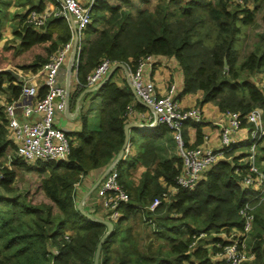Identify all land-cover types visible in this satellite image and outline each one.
<instances>
[{
    "label": "trees",
    "instance_id": "1",
    "mask_svg": "<svg viewBox=\"0 0 264 264\" xmlns=\"http://www.w3.org/2000/svg\"><path fill=\"white\" fill-rule=\"evenodd\" d=\"M249 1L254 4L252 9ZM259 1L245 0L244 5H238L232 0H156L152 9L139 7L133 11L136 5L131 0H95L91 21L82 32L76 87L80 91L87 87L86 75L102 59L134 65L146 54L166 55L174 57L181 67L183 92L200 91L201 103L211 102L219 111L246 113L254 107L264 109V96L252 80L254 73L264 70V29L241 61L235 48L242 27L253 22ZM46 23L47 35L27 23L23 35L14 34L21 36L24 46L48 42V57L70 39V32L63 18L54 17ZM93 34L96 36L91 39ZM47 57L38 56L20 68L35 71ZM4 76L6 87L2 86ZM111 76L97 90L102 101L97 127L88 128L83 117L82 128L70 140V152L64 160H20L0 107V264H94L96 245L107 226L77 209L76 185L88 172L105 169L116 157L124 142L123 127L129 120L127 106L134 103L130 90L118 87ZM6 90L7 100H15L21 83L10 72H0V91ZM135 104L134 107L143 108L140 103ZM156 127L143 131V151L135 160L123 156L115 165L129 200L120 203V217L110 220L113 229L102 242L98 263L227 264L211 257L212 243L218 240L213 234L239 228V208L254 195L250 188L240 186L233 173L238 159L235 150L205 171L194 188H181L175 184L181 159L175 156L157 160L154 142L169 129L162 124ZM201 139L197 127V143ZM7 155L10 167L2 165ZM127 163L131 167L144 166L138 182L124 168ZM241 167L245 169L246 165ZM17 168L37 173V188L44 199L35 201L29 188L18 187ZM155 197L162 200L150 210L148 206ZM263 200L253 201L250 232L257 231L248 243L254 258L242 264H264V229H255L256 222L263 221L260 210H255ZM102 218L106 219L105 214ZM136 224L145 230L135 229ZM201 232L208 236L195 240L193 234Z\"/></svg>",
    "mask_w": 264,
    "mask_h": 264
},
{
    "label": "built area",
    "instance_id": "2",
    "mask_svg": "<svg viewBox=\"0 0 264 264\" xmlns=\"http://www.w3.org/2000/svg\"><path fill=\"white\" fill-rule=\"evenodd\" d=\"M232 1L238 5L245 3V0ZM57 2L59 9L54 13L46 9H30L25 13L24 22L35 28L43 27L52 14L73 20L74 28L72 27L70 39L50 53L41 66L44 92L40 94L37 83L30 81L26 76L19 75L21 83L19 97L2 105L7 133L16 146L15 154L25 163H32L37 159L64 160L70 152L71 139L62 128L55 124L56 114L64 109L66 102V88L59 82V73L75 38L78 42L75 63L78 60L81 35L91 21V7L94 0H58ZM155 56L164 55L146 54L141 56L134 65L121 63L128 69L129 83L135 96L142 105L151 108L154 114L152 122L165 125L172 132V138L181 159V171L175 177V184L185 189L194 188L205 171L219 160L226 158L229 151L235 150L234 155L238 159L233 173L239 178L240 186L250 188L254 195L239 208L241 216L239 228L233 227L229 232L213 234V237L218 240L214 239L212 243L214 249L211 250V257L223 260L227 264H242L244 261L252 260L254 252L248 243V235L254 222L253 201L256 198L259 200L264 198V168L258 161L260 156L258 146L264 140V109L254 107L246 113L234 110L221 111V118L223 117L224 120L219 123V147L214 148L204 142L188 146L184 140L182 128L189 122L202 123L203 111L199 106L182 107L175 97L174 84L168 86L166 93L159 94L153 82L147 77V73L154 65ZM112 65L114 64L109 59H102L86 75V86L100 83ZM259 73L261 72L254 73L252 80L259 86L264 96V78L260 77ZM134 104L132 102L127 106L128 117L132 113ZM217 120L219 119L215 121ZM242 130H245L244 137L240 133ZM207 138L205 135L204 139ZM242 141L245 147L243 152L238 151L236 145ZM2 165L10 167L9 155ZM241 165H246L245 169H242ZM95 191L106 210L105 218L109 221L117 220L120 217L118 207L120 203L129 200V194L120 184L118 171L114 166L102 177ZM161 200V197H155L148 208L153 210ZM207 236L203 232L193 234L195 240Z\"/></svg>",
    "mask_w": 264,
    "mask_h": 264
},
{
    "label": "crops",
    "instance_id": "3",
    "mask_svg": "<svg viewBox=\"0 0 264 264\" xmlns=\"http://www.w3.org/2000/svg\"><path fill=\"white\" fill-rule=\"evenodd\" d=\"M57 1L58 0H0V50L2 49V47H8V48H5V51L16 49L18 52V51L31 50L35 48L36 46H41L43 51H46L45 48L48 45V43L46 42L36 43L30 46H24L22 44L21 36L15 35L14 32L20 35H23L24 31L22 29L24 28V24H26L24 22L25 13L27 12L29 8L36 9L37 7H41V9L39 10L46 9L48 12L54 13L55 11L59 9V3ZM54 17L59 18V16H55L52 14L48 17L47 20L49 21V19L54 18ZM64 21H66L68 28H69V32L71 34L72 22H70V20L68 19H64ZM46 24L47 23H45V25L41 28H35L33 26L31 27L38 30L39 31L38 33L47 35L49 33V28L48 26H46ZM51 33H52L51 34L52 38H54L56 36V32L53 31ZM95 36L96 35L93 34L91 36V39H93ZM83 39H84V35L82 33L81 41H83ZM36 53H38V51H35L34 55L32 53V56L29 57L30 58L29 60L21 61L20 64H18L16 67L15 66L14 67L11 66L12 68L6 67L5 69L4 68L0 69V72H5L4 70L11 71L14 75H16L14 76L11 73L14 79H20L19 75L26 76L30 81L37 83L39 87V92L43 93L45 88L43 84V75L41 72L42 65L37 67L35 71H32L31 69H28V68L27 69L20 68L22 65H26V64L34 62L36 60V57L40 56V55L37 56ZM41 57L45 58L47 57V55L46 56L41 55ZM68 58H69V55L66 59L65 64L60 69V73H59V82L65 88L67 84L66 63H67ZM76 65H77V62L72 67L70 81H69V94H68L69 105L67 109L68 111L66 110V102H65L64 109L56 114V119H55V124L58 125L60 128H62L71 140H74L76 137V134L81 130L82 122L84 118H85L88 128L93 129L92 127L93 119H90V114H91L90 111L92 109L88 111L89 115H87V112L83 110L81 111L82 105L83 106L87 105L88 99H90L91 101L90 103L92 104V100L96 96H98L99 102H100L99 110L102 105L100 94L97 91L100 87L94 89L93 91L85 92V93H83L84 89L90 88L92 86L86 87L82 91L78 90L79 88L76 87V84L78 81L77 76H76ZM126 68L122 66L114 67L111 72L112 74L111 80L114 83H116L118 87H122V88L127 87L130 90L134 98V103L138 104V102L135 99V96L133 95L131 91V88H130L131 85L129 83V77H128V69ZM110 69L107 71L103 80H105V78L107 77V74L109 73ZM260 72H261L259 73L260 77L264 78V70ZM147 77L153 82L154 87L159 92V94L166 93L168 86L170 84H174L176 86L175 97L182 107L199 106L202 109L204 118H203V122L200 123L199 126L191 125L190 123H187L182 128L183 137L188 146H193V145H197V144L204 142V143H208L214 148L219 147V137H218L219 123L224 120L223 117L221 118V115H222L221 111H219V109L211 102L201 103L202 93L200 91L188 92V93L183 92V86H184L183 73H182L180 65L178 64L177 60L174 57L166 56V55L155 56L154 65L150 69V72L147 73ZM3 79L4 81L2 82V86L6 87V84H7L6 76H4ZM1 94H0V107H2L3 103L5 104L7 102H10L7 100L8 90H6V92H3ZM78 99H79V102H78V109H77ZM90 103L88 105H90ZM142 106L143 108L142 107L137 108L134 106L132 108V113L130 114L128 118L129 119L128 122L133 123L134 125L131 128V130L140 128L138 124L142 125L141 128L143 129V131L156 130L157 124L154 125L153 124L154 122H152L154 118L153 112L151 111V109H149L145 105H142ZM216 119H219V120L215 121ZM197 127H199L202 133V139L198 143L196 141ZM242 129H245V128H242ZM240 133L242 137H244L245 130H242ZM165 135L170 136V140L172 142L174 141L172 140L173 138L171 137V134L169 131L167 134L164 133L161 137L155 140L154 143H155V150L157 153V160H162L165 158H170V157H175V156L179 157L178 153L177 154L172 153V155H170L169 148L167 149V151L165 150L166 141L163 142ZM205 135L208 137L206 140L204 139ZM243 143H244L243 141L236 143L237 147H239L238 151H241V152L244 151L245 147L243 146ZM258 148L260 150V156H261V157L259 156L260 159L258 158V161H260V163L263 164L262 166L264 168V140L259 144ZM129 151H130V146H129L128 152ZM142 151L143 150L140 149V152L138 153L137 157ZM133 160H130V161H133ZM133 166H135V168L139 170V176H138V179H139L141 172L144 170V166L140 164H136ZM133 166L131 167V165L128 164L124 168L131 172V169L134 168ZM114 168H116L115 165H114ZM103 171L104 169L92 170L88 172L86 175H84L80 179L79 183H77L76 185V194H77L78 202L82 201V209L96 218H102L104 213L106 212V210L102 206L100 197L96 195V191H95L97 185L99 184L98 181ZM131 179H133L132 172H131ZM159 182L163 183L161 178H159Z\"/></svg>",
    "mask_w": 264,
    "mask_h": 264
},
{
    "label": "rangeland",
    "instance_id": "4",
    "mask_svg": "<svg viewBox=\"0 0 264 264\" xmlns=\"http://www.w3.org/2000/svg\"><path fill=\"white\" fill-rule=\"evenodd\" d=\"M110 3H118L120 2V0H107ZM133 2V5L135 3L136 6L132 7L133 11H135V8H142V7H147L149 9H152L155 5L156 0H131ZM248 6L249 8H253L254 4H252V2H248ZM264 29V0H260L258 2V7L255 11V18L253 20L252 23L244 25L242 27V32L240 35V38L238 39V41L235 42L236 47L238 50V58L239 61H241V59H243V57L249 53L252 49L253 46L255 44V42L257 41V34L259 32H261ZM48 43V42H46ZM5 48L8 47H2V49L0 50V69H5L6 67L12 68V67H16L18 64H20L21 61H27L29 60L33 55L35 54V51H38V53H36V55H43L46 56V51H43V49L41 48V46H36L35 48L31 49V50H26V51H18L16 49L14 50H10V51H5ZM42 49V50H41ZM42 53V54H41ZM48 58V57H47ZM17 63V64H16ZM12 66V67H11ZM2 91V90H1ZM0 91V94L3 93ZM2 95V94H1ZM92 100V99H91ZM88 104L91 102L90 99L87 100ZM82 105L81 107V111H85L87 112V115H89V112L91 109V114H90V119H93V123H92V127L93 129H95L97 127V122H98V116H99V107H100V102H99V98L98 96H96L93 100H92V104L90 103V105ZM95 109V110H94ZM94 110V111H93ZM93 111V112H92ZM171 137H172V132L169 130ZM168 131L165 132V134H167ZM143 129L142 128H138L135 130H131L128 133V141L130 143V151L125 152V156L124 159L126 158L127 160H135L137 158L138 153L140 152V144L143 141ZM173 140V139H172ZM166 141V146H165V150L167 151V149H170V155H172V153H176V145L175 142L170 140V136L165 135L163 142ZM140 142V143H139ZM239 147H237L238 149ZM162 159V158H161ZM123 162H121L122 165ZM117 165V164H116ZM128 165V163H127ZM263 165V164H261ZM118 167V166H117ZM134 168L131 169L132 172V176H133V181L134 182H138V176H139V170L135 168V166H133ZM17 176H16V184L18 185V187L20 188H29L31 190V192L33 193L34 199L35 201H40L42 199H44L43 195L41 192H39L38 190V184H39V177L37 175V173L33 170H26V169H20L17 168ZM255 210H260L259 216L263 219V221L261 222V224L259 222H256L255 224V229H264V200L263 202L255 209ZM134 227H136L135 229H141V230H145L141 227H139V224H136ZM254 231V230H253ZM257 230H255L254 232H256ZM254 232H250V234L248 235V241H251V237L252 234Z\"/></svg>",
    "mask_w": 264,
    "mask_h": 264
},
{
    "label": "water",
    "instance_id": "5",
    "mask_svg": "<svg viewBox=\"0 0 264 264\" xmlns=\"http://www.w3.org/2000/svg\"><path fill=\"white\" fill-rule=\"evenodd\" d=\"M70 22H72V27H73V20L70 18ZM74 28V27H73ZM77 46H78V42H77V39L75 38L74 39V42H73V46H72V49H71V52L69 54V58L67 60V63H66V81H67V84H66V110L68 109V105H69V98H68V94H69V81H70V76H71V71H72V67L73 65L75 64V61H76V58H77ZM226 65V63L224 62V66ZM117 66H122L124 67L123 63H116L114 65H112L109 73L107 74V77L105 78L108 79L111 75V72L113 70L114 67H117ZM5 72H10L12 73L11 71H8V70H4ZM13 74V73H12ZM14 75V74H13ZM16 76V75H14ZM18 77V76H17ZM103 80L100 84L98 83V85H95V86H92L90 88H87V89H84V92H90V91H93L94 89L96 88H99L103 82L105 81ZM131 88V91L133 93V95L135 96V93L133 91V88L130 86ZM82 93V94H83ZM81 94V95H82ZM136 100L140 103V101L137 99V97L135 96ZM78 102H79V99L77 100V109H78ZM141 104V103H140ZM148 107V106H146ZM149 109H151L150 107H148ZM68 111V110H67ZM154 125H156L157 123L154 121L153 123ZM133 123H130V122H127L125 123L124 127H123V131H124V142H123V145L122 147L120 148L119 152L117 153L116 157L112 160V162L104 169L98 183L100 182V180L102 179V177L106 174V172L114 165L117 164V162L123 158L125 152L128 151L129 149V146H130V143L128 141V131L129 129H131L133 127ZM138 126L141 128L142 125L138 124ZM97 183V184H98ZM96 184V185H97ZM76 207L77 209L87 218L89 219H93V220H96V221H100L102 223H104L106 226H107V230L106 232L102 235V237L99 239L97 245H96V249H95V254H94V261L93 263L94 264H99L98 263V259H99V254H100V248H101V245H102V242L104 241V239L109 235V233L112 231L113 229V224L111 221L107 220V219H102V218H96V217H93L91 214L85 212L83 209H82V201H79L77 202L76 204Z\"/></svg>",
    "mask_w": 264,
    "mask_h": 264
}]
</instances>
